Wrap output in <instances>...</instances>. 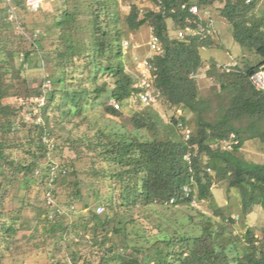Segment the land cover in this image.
<instances>
[{"label":"trees","instance_id":"16d2710c","mask_svg":"<svg viewBox=\"0 0 264 264\" xmlns=\"http://www.w3.org/2000/svg\"><path fill=\"white\" fill-rule=\"evenodd\" d=\"M152 1L159 10L142 13L133 3L123 25L118 0H57L56 39L50 47H45L42 40L35 42L36 48L44 51L35 65L51 67L52 82L43 106L44 125L39 126L22 122L20 104L7 101L11 97L19 101L42 93L44 83L22 97L17 84L33 51L15 33V21L9 18L8 9L11 4L16 5L17 14L28 9L24 0L11 3L0 0V239L10 243L19 230L15 219L10 224L2 221L6 198L16 183L26 195L33 186L40 189L37 216L48 210L45 178L50 173L47 162L50 150L37 138L45 130L51 132L56 140L51 152L55 157L61 147L53 125L56 112L63 120H72L81 116L86 105H100L105 114L121 116L122 109L110 101L125 104L136 90L133 75L126 70L124 39L129 31L148 24L162 47L150 58L157 68L155 86L161 90L160 101L169 108L196 114V129L190 141H186L178 127L179 121L187 123L184 115L174 114L165 122L153 105H147L134 111L132 129L97 128L94 139L64 138L78 157L84 150L91 153L96 179L84 183L78 178L74 164L64 159L60 164L69 171L60 175L56 195L59 198L61 185L71 188L69 200L61 203L74 204L77 211L85 212L88 219L85 230L105 250L86 254L76 250L71 253V261L47 264H111L109 256L116 251L117 258L112 264H264V231L256 237L254 230L248 228L243 235L246 246L240 249L238 241L243 238L226 227L235 223L233 215L216 206L215 215L211 216L192 204L194 199L213 202V185L224 181L228 189L238 191L244 215L253 212L256 205L264 207V162L248 160L239 153L248 139L264 142V89H259L252 80L254 74L264 71V14L257 13L262 0H193L202 9L217 4L220 15L232 24L235 40L260 57L255 63L238 62L231 70L210 61L207 75L219 83V101L213 118L209 115L213 110L212 97L201 93L198 82L205 63L201 52L213 44L212 36L181 39L172 34L168 20H172L175 32L189 25L188 10L182 4L192 0ZM21 54L24 58L17 63ZM18 124L23 128L13 130ZM139 130L155 136H141ZM231 133L237 135L239 143L231 149L224 148L221 141ZM24 138L28 140L23 141ZM188 143L195 145L196 150L192 170L184 158ZM38 168L40 174L36 173ZM71 176L75 178L69 179ZM191 177L195 184L192 192L186 194L184 186L191 182ZM101 182L107 191L102 199L105 210L98 213L99 204L93 206L86 200V194L101 197ZM28 201L25 196L24 203ZM157 206L187 207L192 212L191 219L200 217L201 233L192 236L182 232ZM136 210L141 218L153 223L155 238L148 226H145L147 234L129 237L126 229L134 223L132 216ZM218 216L221 220L216 219ZM65 218L51 221L44 215L38 224L45 233L64 232L69 227ZM74 228L79 229L76 223ZM112 234L119 236L120 242L114 241ZM92 254L99 261L93 260Z\"/></svg>","mask_w":264,"mask_h":264},{"label":"rangeland","instance_id":"374dc122","mask_svg":"<svg viewBox=\"0 0 264 264\" xmlns=\"http://www.w3.org/2000/svg\"><path fill=\"white\" fill-rule=\"evenodd\" d=\"M119 9L124 25V18L130 10L131 4L136 3L142 13L148 9H155L157 6L152 0H118ZM211 14L215 21L216 31L212 35L213 44L209 47L202 49V58L204 59V67L198 74V82L201 93L205 96L212 97L213 110L209 114L211 118L214 117L217 109L218 89L219 83L216 78L207 75L209 63L215 60L219 65H226L235 63L234 61L243 64V61L249 60L252 63L260 60V57L248 51L240 43H238L233 36V26L225 18L220 15L217 4L210 8ZM258 14H264V0L257 8ZM59 14L57 0H50L45 3L43 9L39 11H26L22 10L18 14V20L15 21V33L22 37L27 48L32 50L31 61L26 65L23 73V78L17 81L20 87L22 97H26L32 93L38 85L43 84L51 76V67L45 65L37 67L35 63L41 59L44 54L43 50L36 48L35 42L42 40L45 47H50L51 43L56 39L58 32L54 27L56 16ZM172 34L175 36L176 32L173 29L172 20H168ZM153 28L145 24L137 31H129L128 36L124 41H129V46L125 48V63L126 70L129 72L138 69V62L145 58L147 55H152L150 50V39ZM32 43H34L32 47ZM35 50H34V49ZM24 54H21L18 62H22ZM39 62V63H40ZM10 81V74L7 76ZM7 101L15 102L16 105L19 101L15 97L7 99ZM17 101V102H16ZM111 103V101H110ZM145 107L144 104L131 102L125 103L122 107V114L119 117H111L104 113L102 106L98 105L91 107L86 105L83 109L81 116H75L72 120H63L59 113L56 112V119L53 125L58 136L57 141L61 143L59 151L54 155L55 159L60 162L68 160L72 162L78 172V178L84 183H91L95 181L96 177L92 168V156L89 151L84 150L82 155L78 157L74 148L66 144L63 140L66 137L72 139H79L80 137L94 139L97 128H119L121 130L132 129V115L134 111L141 110ZM153 108L159 112L165 122L170 121L172 115H184L187 119V124L193 132L197 126L196 114L182 109L169 108L167 104L160 101V99L153 104ZM141 136L154 137L155 135L145 130H139ZM239 153L246 159L255 162H264V142L260 139H248L245 141ZM19 152L16 153L18 157ZM75 176L69 177L74 179ZM101 186V197L88 196L86 200L93 206L103 204V195L107 189L104 182L99 184ZM71 188L66 185H61L58 188L59 201L64 203L69 200V192ZM214 201L211 199H204L195 205L208 215H215L214 209L216 206H221L225 209L228 215L235 217L234 224H226L228 230L233 231L239 235L243 240L238 241L240 249H243L246 244L243 235L248 228L255 232V236H261L264 231V207L256 205L253 212L244 215L242 212L241 199L238 191L235 188L228 189L226 183H215L212 187ZM25 196H28L29 201L24 203ZM39 196L41 197L40 189L33 186L30 192L26 195V191L21 190L18 183L12 190V194L6 198V211L2 216V221L10 224L12 221L16 222L19 227L18 233L11 238L10 243L3 242L0 239V264H47L49 262L57 261H71L72 251H80L81 253H91L94 251H103L104 248L100 244H96L90 231L85 230L84 225L88 222L86 214L83 211H76L72 215L66 216L64 219L65 224H68L67 231L58 232H44L40 226L39 221L44 215L37 216V207L40 206ZM27 203V204H26ZM35 205V206H34ZM23 207V208H22ZM159 211H162L169 220L177 224L182 232H188L190 235L195 236L201 233L200 217L194 216L190 218L192 213L190 209L184 206H170L163 207L157 206ZM21 209V210H20ZM39 209V208H38ZM132 216L135 220L134 223L129 224L127 233L129 237L135 238L138 235H145V226L152 229V238L154 235V225L149 220H144L137 214ZM129 218V217H128ZM216 219L221 220L220 216ZM77 224L79 229L75 231L74 224ZM114 241L120 242L119 236L112 234ZM141 244V243H140ZM8 245L10 246L8 248ZM178 247V246H177ZM117 251L109 256L110 263H114L117 258ZM92 259L96 262L99 257L92 254Z\"/></svg>","mask_w":264,"mask_h":264},{"label":"built area","instance_id":"2783aa9c","mask_svg":"<svg viewBox=\"0 0 264 264\" xmlns=\"http://www.w3.org/2000/svg\"><path fill=\"white\" fill-rule=\"evenodd\" d=\"M13 0H8L11 3ZM50 0H24V4L30 11H37L44 7L45 3ZM182 7L188 10V16L186 17V22L189 23L185 28L177 30L176 36L181 39H186L189 36H199L200 38H207L208 36H212L215 31V21L211 14L210 8L202 9L197 3L193 2H184ZM159 10V8H157ZM9 18L11 20L17 21V7L14 4H11L8 9ZM150 50L152 55L156 52L161 51L162 47L155 36L153 30L151 34V39L149 42ZM129 46V41H124V48ZM152 55H147L145 58L138 62V69L136 71H132L134 86L136 90L132 93V95L127 99L126 103L137 102L147 105H153L160 99L161 90L155 86V80L157 78V68L150 62V58ZM235 63H230L226 65H222L227 70H231L235 66L238 65L237 61ZM264 71H260L252 76V80L255 85L259 89H264V80L260 78V75L263 74ZM195 73H192V76ZM52 88V82L50 79H47L42 87V93L40 95L33 96L29 99H20L19 107H21L19 115L22 122H26L27 124L39 125L43 126V106L46 103V93L48 90ZM111 104L114 105L117 109H122L123 103L119 102L115 99L111 100ZM179 129L183 132L184 139L186 141H190L192 136L191 128L184 121L178 122ZM23 126L18 124L13 127V130L22 129ZM28 138H24L23 141H27ZM37 141L47 146L50 150V154L48 155L47 162L49 164L50 173L49 176L45 178L47 182V189L45 191V199L48 207L45 216L48 220L55 221L64 216L72 215L75 213L76 206L74 204L65 206L60 201L56 195V186L57 181L60 175L66 174L69 169L63 167L60 162H58L53 155L51 154L52 150H54L56 146V140L54 136L51 134L49 130H45L43 133L39 135ZM239 143V138L235 133H231L229 138H225L221 141V144L224 148L231 149L234 144ZM195 145L188 143L187 150L184 154L185 160L189 163L190 170H192V162L193 157L195 155ZM37 174L41 173V168L36 170ZM195 184L194 177H191V182L184 186V192L189 194L192 192V185ZM174 199H171V203ZM198 201L194 199L192 201L193 205H197ZM105 207L103 204H99L97 206V212H104Z\"/></svg>","mask_w":264,"mask_h":264},{"label":"bare ground","instance_id":"6f19581e","mask_svg":"<svg viewBox=\"0 0 264 264\" xmlns=\"http://www.w3.org/2000/svg\"><path fill=\"white\" fill-rule=\"evenodd\" d=\"M260 78L264 80V72L260 75Z\"/></svg>","mask_w":264,"mask_h":264},{"label":"water","instance_id":"95a60500","mask_svg":"<svg viewBox=\"0 0 264 264\" xmlns=\"http://www.w3.org/2000/svg\"><path fill=\"white\" fill-rule=\"evenodd\" d=\"M39 64L41 65V62Z\"/></svg>","mask_w":264,"mask_h":264},{"label":"crops","instance_id":"0c3cea01","mask_svg":"<svg viewBox=\"0 0 264 264\" xmlns=\"http://www.w3.org/2000/svg\"><path fill=\"white\" fill-rule=\"evenodd\" d=\"M43 215H45V214H43Z\"/></svg>","mask_w":264,"mask_h":264}]
</instances>
